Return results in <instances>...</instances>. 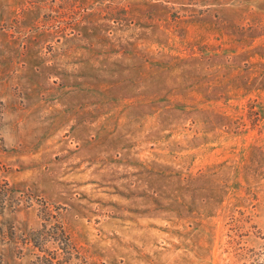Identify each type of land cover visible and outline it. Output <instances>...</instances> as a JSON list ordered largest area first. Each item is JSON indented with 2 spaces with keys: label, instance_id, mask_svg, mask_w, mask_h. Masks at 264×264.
I'll list each match as a JSON object with an SVG mask.
<instances>
[{
  "label": "rangeland",
  "instance_id": "374dc122",
  "mask_svg": "<svg viewBox=\"0 0 264 264\" xmlns=\"http://www.w3.org/2000/svg\"><path fill=\"white\" fill-rule=\"evenodd\" d=\"M0 264H264V0H0Z\"/></svg>",
  "mask_w": 264,
  "mask_h": 264
}]
</instances>
